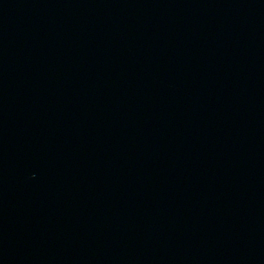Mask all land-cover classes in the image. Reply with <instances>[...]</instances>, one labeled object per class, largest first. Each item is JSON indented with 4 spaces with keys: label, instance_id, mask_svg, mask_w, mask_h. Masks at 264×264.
Listing matches in <instances>:
<instances>
[{
    "label": "water",
    "instance_id": "obj_1",
    "mask_svg": "<svg viewBox=\"0 0 264 264\" xmlns=\"http://www.w3.org/2000/svg\"><path fill=\"white\" fill-rule=\"evenodd\" d=\"M0 264H264V0H0Z\"/></svg>",
    "mask_w": 264,
    "mask_h": 264
}]
</instances>
